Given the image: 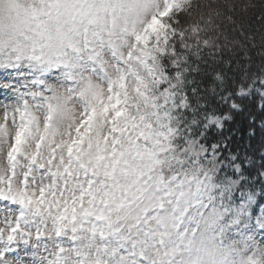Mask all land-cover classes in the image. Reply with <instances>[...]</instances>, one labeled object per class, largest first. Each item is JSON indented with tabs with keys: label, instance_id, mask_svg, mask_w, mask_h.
I'll return each instance as SVG.
<instances>
[{
	"label": "snow or ice",
	"instance_id": "6c2138e0",
	"mask_svg": "<svg viewBox=\"0 0 264 264\" xmlns=\"http://www.w3.org/2000/svg\"><path fill=\"white\" fill-rule=\"evenodd\" d=\"M238 8L0 0L22 78L2 85L0 264H264V56L223 58Z\"/></svg>",
	"mask_w": 264,
	"mask_h": 264
},
{
	"label": "trees",
	"instance_id": "16d2710c",
	"mask_svg": "<svg viewBox=\"0 0 264 264\" xmlns=\"http://www.w3.org/2000/svg\"><path fill=\"white\" fill-rule=\"evenodd\" d=\"M226 2H235L239 6L235 19L238 23H243L245 34L241 35L239 29L231 33L230 39L236 41V46L231 50H225L223 58L233 60L234 65H242L245 60L250 58L252 66H259L261 58L264 56V47H262L264 44V22L259 19L264 16V0H226ZM235 129L234 140L242 150L249 145L252 149L259 147L261 142L259 130L257 135L249 140L245 123L235 126Z\"/></svg>",
	"mask_w": 264,
	"mask_h": 264
},
{
	"label": "rangeland",
	"instance_id": "374dc122",
	"mask_svg": "<svg viewBox=\"0 0 264 264\" xmlns=\"http://www.w3.org/2000/svg\"><path fill=\"white\" fill-rule=\"evenodd\" d=\"M49 79H55L54 76H49ZM22 82V78L13 74V70H5V69H0V116H2L3 113V105L4 104H12L15 101V96L11 92V89H5L2 85L4 83H11L13 85H18ZM3 161V158L0 157V162ZM0 208L2 209H7V208H12L15 209V205H10L8 202L5 201H0ZM258 211V209H257ZM6 211L0 215H6ZM261 239H264V237H259ZM33 249L28 246L24 247L23 245L21 248L18 250L17 253H11L10 255L16 256V255H23L25 251L31 252Z\"/></svg>",
	"mask_w": 264,
	"mask_h": 264
}]
</instances>
